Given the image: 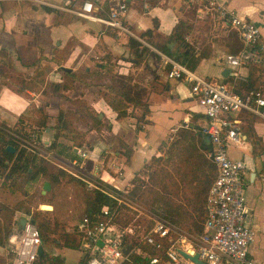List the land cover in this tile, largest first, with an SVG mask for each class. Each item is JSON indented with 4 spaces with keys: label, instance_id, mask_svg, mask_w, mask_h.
Returning a JSON list of instances; mask_svg holds the SVG:
<instances>
[{
    "label": "crops",
    "instance_id": "1",
    "mask_svg": "<svg viewBox=\"0 0 264 264\" xmlns=\"http://www.w3.org/2000/svg\"><path fill=\"white\" fill-rule=\"evenodd\" d=\"M85 1L0 0V52L6 53L5 60L0 62V120L13 125L31 106L42 107L48 116V127L44 131L46 137L41 135L39 139L57 159L56 169H65L77 182L100 179L122 192L133 188L137 179L146 180L147 172L156 170L149 162L154 157L168 158L172 148L176 157L165 167L176 181L170 185L177 191L173 200L188 204L190 189H195L199 175L205 174L202 163L212 157L213 146L203 132L209 118L193 94L191 84L167 76L168 67L157 51L181 63L176 56L182 58V53H190L189 58L197 61L193 70L185 64L190 70L201 77L223 80L240 95H245L250 88L264 90V71L251 72L248 65L241 68L228 65L226 55L238 54L245 48L241 36L214 16H200L196 5H189L185 0H155L149 13L144 11L141 0H126L128 12L124 23L143 38L148 48L143 61L134 62L133 50L128 48L131 36L116 35L114 28L71 11L81 8ZM88 1L94 3L95 13L108 16L106 0ZM221 1L259 27L264 46V0ZM182 22L190 29L183 37H178L175 29ZM262 53L263 56L264 49ZM106 64L114 67V73L128 77L129 83L145 90L144 101L149 108L146 115L131 103L127 115L119 118L99 93L107 91L109 82L94 83L91 78L107 72ZM226 69L229 71L224 75ZM65 71L77 74L84 82L76 81L64 90L60 85L68 78ZM55 84L60 87L55 88ZM115 88L120 91L118 86ZM76 99L86 101V105L97 112L102 128L74 126L84 135L81 145H74V134L69 131L68 137L62 135L55 141L60 109H64L67 102L76 104L73 102ZM86 117L91 124L88 115ZM228 117L236 123L242 139L239 144L229 145L230 157L246 162L247 207L256 233L249 255L258 264H264V120L245 110L231 112ZM185 130L194 137L185 138ZM51 142H57L58 146L50 149L47 145ZM184 163H191L192 171L188 174ZM196 172L198 177L192 178ZM45 181L35 185L41 194ZM90 186L96 187V184L92 182ZM51 188L55 193L59 190ZM11 207L15 209L12 224L33 215L31 209ZM52 210H55L53 206ZM58 213V221H64L68 215L59 209ZM177 228L188 237L199 236ZM66 231L76 233L71 232L70 227H66ZM74 236L78 238L79 248L64 246L62 238H55L52 241L55 248L47 250L48 242L44 243L43 253L59 256L62 264H70L72 260L79 264L84 253L78 234ZM9 258L6 242L0 245V264H8Z\"/></svg>",
    "mask_w": 264,
    "mask_h": 264
},
{
    "label": "built area",
    "instance_id": "2",
    "mask_svg": "<svg viewBox=\"0 0 264 264\" xmlns=\"http://www.w3.org/2000/svg\"><path fill=\"white\" fill-rule=\"evenodd\" d=\"M143 9L149 13L155 0H141ZM108 16L101 17L95 13L94 3L85 1L78 10H71L78 16L101 22L116 30V35L125 33L143 44V38L124 23L128 12L126 0H106ZM189 5H196L197 13L202 16H214L225 26L235 29L241 36L245 48L238 54H227L226 63L235 68L246 66L250 62L261 61V31L252 21L241 17L221 0H185ZM151 47V46H149ZM152 48V47H151ZM157 51V50H156ZM163 57L165 66H170L167 76L191 84L192 92L197 97L205 115L209 118L203 132L209 138L212 148V159L218 174L212 184L207 198V218L204 231L199 236L188 237L180 233L176 225L166 219L158 210H145L136 199H120L134 212H141L151 222L149 229L123 227L118 224L120 214L117 208L104 206L97 214L85 213L70 231L80 235L81 248L86 256L85 264H134L129 255L140 248H126L127 234H140L143 244L152 246L157 254L150 257L149 264H161L166 259L171 264H194L184 258L178 249L194 254L206 264H258L249 255L250 247L255 240V230L251 226L250 211L247 207L245 190L246 162L233 159L229 154V145L241 143V135L236 123L228 117L229 113L245 110L264 120V90L254 89L245 95L236 93L223 80L201 77L185 64L157 51ZM86 156L85 152H82ZM140 214V213H139ZM22 226L17 221L12 226L7 239V251L10 256L8 264H37L39 249L43 245L33 215L25 216ZM172 230L179 237L167 248L165 241Z\"/></svg>",
    "mask_w": 264,
    "mask_h": 264
},
{
    "label": "trees",
    "instance_id": "3",
    "mask_svg": "<svg viewBox=\"0 0 264 264\" xmlns=\"http://www.w3.org/2000/svg\"><path fill=\"white\" fill-rule=\"evenodd\" d=\"M190 28L184 23H179L176 26L175 33L178 37H183V35ZM128 48L133 50L134 62H141L145 57V53L148 48L137 39L130 37L128 41ZM5 52H0V62L5 60ZM190 53H182L176 58L190 67L192 70L197 64L196 59L189 58ZM251 72L256 70L264 71V55L261 58V62H250L247 64ZM170 69V66H168ZM68 78L64 79L62 86L64 90L71 88L76 81L84 82V80L77 74L65 71ZM119 89L115 86H107V91L100 90V94L108 102V104L117 112L118 117H124L127 115V109L131 103L139 106L143 110V114L146 115L149 112L148 103L144 101L145 90L140 89L137 85L127 82L125 76H118ZM33 81H31L32 83ZM35 83V82H34ZM55 84L54 87H60ZM34 88L35 85H30ZM254 90V88L248 89V91ZM237 93V92H236ZM64 101V100H61ZM74 103H79L87 108L88 116L91 120L90 127L93 129L100 130L102 128V121L99 119L97 112L87 106L86 101L81 99H76ZM37 113L36 116L30 120L32 121V126H35V130L26 132V127L24 123L25 118L23 115L20 117L19 121L13 125L7 124V122L0 120V177H4V185H9L15 187L17 186V181L22 179L23 173L28 174L27 183L33 188V190L25 193L26 198L32 196L38 201L46 200V195L40 193V191L35 189V185L43 180H47L51 183V186L57 187L62 183V179L66 181H72L77 179L75 176L70 174L68 171L62 168L50 169L49 159L43 155L39 150L36 149L35 142L37 136L39 137L42 132L48 127L47 119L48 116L42 107L35 108ZM29 110L27 111V113ZM26 113V114H27ZM25 114V115H26ZM58 125L56 126L55 141L59 139L64 132H70L74 134L72 140L74 145H81L84 141V135L78 133L76 129H69L70 121L67 119L64 109H60L58 115ZM142 126V125H141ZM185 138H193L194 134L189 130H185ZM36 137V138H34ZM39 139V138H38ZM31 141L33 145L28 144ZM11 145L15 148V152H10L7 150V146ZM50 149L58 146L57 142H51L47 145ZM60 146V144H59ZM62 147V145L60 146ZM176 154L174 149H170V156L166 159L160 157H154L151 160V167H155V171L147 172V179H137L135 181V186L130 188L127 192V196L130 199H136L140 203L149 206L152 210L160 211L163 216L168 219L174 225L181 227L187 233L192 235H201L204 231V222L207 218V198L209 190L217 178V167L212 157L210 160H205L202 164L205 166L204 175L193 174V177H198L199 181L195 185V189H190L191 196L188 199V204L184 205L181 203H176L173 200V195H177V191L173 190L171 186L175 184L174 177L171 171L167 170L165 165L168 161L174 160ZM176 161V160H175ZM181 161V160H177ZM185 161V160H182ZM184 167H187L190 173L192 169H189L191 163ZM174 165V164H173ZM193 166V165H192ZM29 169H32L29 171ZM195 179V178H194ZM23 182V181H21ZM81 184H85L82 180H79ZM92 197L88 199V207L86 209L87 214H97L104 206H109L112 208H117L119 215L117 218L118 224L123 227H138L142 223L145 224V217L139 215L137 212H133L125 204L119 203V200L124 197L123 192L112 187L108 183L99 182L96 187L91 190ZM31 194V195H30ZM31 197V198H32ZM38 201L30 203L29 207L37 204ZM5 210V213H3ZM30 211V208L27 209ZM50 210H40V213H45ZM15 213V209L11 207L10 204L0 206V245H6L8 236L12 231V220ZM37 228L39 229L42 242H52L51 235L58 234L64 241V246H69L72 248H79V243H77L78 238L74 235L78 233H69L66 231V226L64 223L61 224L60 221L55 220L53 223L40 221L37 218H33ZM144 232L149 229L150 224L146 223ZM179 232L172 230L169 238L165 241V248L169 247L178 237ZM79 239L81 238L78 234ZM57 240V239H56ZM81 241V239H80ZM126 244L130 245L133 249L140 248L142 253L133 251L129 255L131 263L134 264H149L151 256L157 254V251L147 244H143L140 238V234H127ZM63 260L59 256H52L48 252H44L37 258V264H62ZM86 263V256L82 258L79 264ZM161 264H171L166 259L161 261Z\"/></svg>",
    "mask_w": 264,
    "mask_h": 264
},
{
    "label": "rangeland",
    "instance_id": "4",
    "mask_svg": "<svg viewBox=\"0 0 264 264\" xmlns=\"http://www.w3.org/2000/svg\"><path fill=\"white\" fill-rule=\"evenodd\" d=\"M106 67L108 68L107 72L97 73L96 76L91 78V80L94 83L105 81V82H109L108 84L109 86H119L120 84L118 80L120 81V79L118 76L120 75H118L117 73H114V67H110L108 64H106ZM93 69L95 70V67H93ZM34 108H35V105L33 107L31 106V108L29 109V112L26 115H24L25 118L23 119H24V123L26 127V132L35 130V126L31 125L32 121L30 120V117L31 118L32 116L35 117L37 113L36 109ZM64 111L66 113L67 119L71 121L69 125V129L74 130L75 127L77 128L83 127L82 125L86 127L90 126V123L87 122L88 118L86 117V115H88V111L85 110V107H83L81 104L79 103L72 104L70 102H67V104L65 105ZM49 126L53 127L55 125L50 124ZM45 133L46 132H42L39 137H41V135H43V137H46ZM49 133L52 134V131L51 132L49 131ZM63 134L65 135V137L69 136L68 132H64ZM39 137L37 136V139L35 142L36 149L39 150L43 155H45L49 159L50 169H55L57 167V165H55V163H57V159H55L53 156H51L48 153L49 150H47L44 147V144L42 143V139H38ZM28 144L33 145L31 141H28ZM149 163H151V161ZM28 176H29L28 174L23 173L22 179L17 181V186L13 188L12 186L4 185L3 184L4 180L3 178L0 177V206L2 207L6 204H10L22 210H27L28 208H30L31 211L33 210V217L37 218L40 221H44V222L49 221V223H53L55 222V220H58L57 214L59 215L58 213V209H59L61 210V212L68 214L64 221L59 220L61 222L60 225L64 223V226H66L67 228L70 227L71 230L74 228L75 224L81 219V217L86 213V209L88 207V199L92 197L91 190L94 189V186H90V183L93 182L94 184H99V182L101 181L100 179H94V180L90 179L87 182H85V184H81L80 182H77L75 180L68 181V182H66V180H63L64 182V183L62 182L63 185L61 183L59 186H57L59 190L56 191V193L51 188V190L47 191L44 194L46 195L47 199L39 202L37 199L38 196L36 198H33L32 196L26 198L25 196V193H27L30 190H33V188H31L27 183ZM122 199H126L125 196L122 197ZM34 201L35 202L38 201L37 204L29 207L30 203ZM44 204L52 205L55 210H50L45 213H40V210L43 209ZM139 204L143 206L142 207L143 211L150 209L149 206H146L143 203H139ZM127 207L129 209H132L129 206ZM3 213H5V210H3ZM139 213L138 214L144 216L146 220L145 224L142 223L141 225H139L141 229L147 226L146 223L151 225L150 223L151 221L144 214H142L141 212ZM51 238L58 239L60 238V236L58 234H54ZM61 238H64V237H61ZM48 245L49 246H46L47 250L48 249L52 250L55 248V244L53 242H48ZM74 255H78V252H74ZM72 261L73 262L71 263L69 262V263L74 264L75 263L74 260Z\"/></svg>",
    "mask_w": 264,
    "mask_h": 264
},
{
    "label": "water",
    "instance_id": "5",
    "mask_svg": "<svg viewBox=\"0 0 264 264\" xmlns=\"http://www.w3.org/2000/svg\"><path fill=\"white\" fill-rule=\"evenodd\" d=\"M66 70H70V69H66ZM229 70L226 69L225 72H224V75L227 74ZM7 150L10 151V152H15V148L11 145H8L7 146ZM32 169H29V171H31ZM51 190V183L49 181H45L44 184H43V190H42V193L45 194L47 191ZM43 209L45 210H52V206L49 205V204H44L43 205ZM26 222V218H22L21 221H20V224L23 226ZM44 251V248L41 246L40 249H39V255H41ZM131 251V246L130 245H127L126 248L124 249V252L126 254H129ZM178 252L184 257V258H187L189 259L190 261H192L194 264H206L203 260H201L199 258V253L195 252L194 254L190 253V252H187L186 250H183L181 248L178 249Z\"/></svg>",
    "mask_w": 264,
    "mask_h": 264
},
{
    "label": "bare ground",
    "instance_id": "6",
    "mask_svg": "<svg viewBox=\"0 0 264 264\" xmlns=\"http://www.w3.org/2000/svg\"><path fill=\"white\" fill-rule=\"evenodd\" d=\"M44 208V207H43Z\"/></svg>",
    "mask_w": 264,
    "mask_h": 264
}]
</instances>
